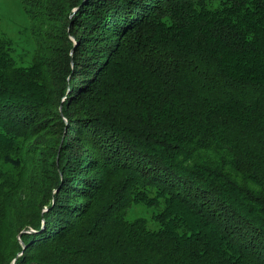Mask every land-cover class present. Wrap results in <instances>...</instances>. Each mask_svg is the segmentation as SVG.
<instances>
[{
    "label": "trees",
    "instance_id": "1",
    "mask_svg": "<svg viewBox=\"0 0 264 264\" xmlns=\"http://www.w3.org/2000/svg\"><path fill=\"white\" fill-rule=\"evenodd\" d=\"M19 1L0 264H264V0Z\"/></svg>",
    "mask_w": 264,
    "mask_h": 264
},
{
    "label": "rangeland",
    "instance_id": "2",
    "mask_svg": "<svg viewBox=\"0 0 264 264\" xmlns=\"http://www.w3.org/2000/svg\"><path fill=\"white\" fill-rule=\"evenodd\" d=\"M0 24L3 32L15 43V56L18 62L29 64L33 56L34 40L29 31V20L19 0H0ZM152 214L151 207L140 203L132 206L128 218L144 217L148 220L149 225L156 226Z\"/></svg>",
    "mask_w": 264,
    "mask_h": 264
}]
</instances>
